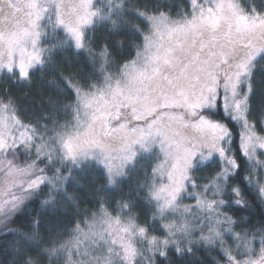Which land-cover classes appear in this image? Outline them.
I'll use <instances>...</instances> for the list:
<instances>
[{"label": "snow or ice", "instance_id": "6c2138e0", "mask_svg": "<svg viewBox=\"0 0 264 264\" xmlns=\"http://www.w3.org/2000/svg\"><path fill=\"white\" fill-rule=\"evenodd\" d=\"M98 23L115 44H97ZM66 48L86 53L89 70L61 68ZM258 69L264 0H0V82L47 74L55 93L27 113L0 91V235L12 237L11 264H173L170 251L190 264H264V218H234L264 205ZM145 158L155 163L133 185ZM88 173L104 184L81 210L69 185ZM37 202L75 209L61 213L62 234L45 239L42 212L28 211Z\"/></svg>", "mask_w": 264, "mask_h": 264}, {"label": "trees", "instance_id": "16d2710c", "mask_svg": "<svg viewBox=\"0 0 264 264\" xmlns=\"http://www.w3.org/2000/svg\"><path fill=\"white\" fill-rule=\"evenodd\" d=\"M259 2L260 0H257V3ZM56 34L58 37L64 36L61 29H57ZM90 35H93L97 44H102L105 41L113 44L116 43L115 39L109 37L106 28L99 23L96 25V31L94 33H90ZM119 39L123 38L121 37ZM51 43H55V41L50 40L48 43L44 44V47H48ZM86 55V53L84 55H76L73 49L66 48L57 52L56 61L58 65L66 71L86 72L89 70V68L86 67ZM51 78L52 77L50 75H41L37 73L30 84L22 87H17L8 81L0 82V91H9L16 98L17 105L21 109L25 110V112H38L47 105L48 97L55 94L54 90L48 83ZM253 87L255 89V94L252 98V103L258 110L259 106L264 103V72L259 69L256 72ZM237 131L239 132V128ZM154 163L155 161L151 158L142 159L137 165L136 172L132 174L130 182L135 185L138 179H142L144 170L146 168L150 170V167ZM203 171L196 173V176L201 178L200 182L204 181L203 178H205ZM103 184L104 181L98 180L96 174L88 173L81 178L78 184L74 183L69 185V195L76 199V202L80 205L81 210L85 208H93L95 201L100 196L99 189ZM125 191H127V187H125ZM28 211L32 213L42 212L38 202L33 203ZM65 212L71 216L74 214L75 209L70 204L66 203L56 212H53L51 209L44 210L42 212L44 224L43 233L45 234V239H48V233L52 236H56L57 234H62L64 232V228L59 225L66 221V217L61 215V213ZM234 218L237 220L243 218L245 221L251 219L253 223L259 224L261 219L264 218V205H261L259 202L251 204L249 208L243 209L240 215ZM24 222L25 217H21L17 222V226L23 224ZM67 238L68 237H64V239ZM11 242V236L5 237L4 235H0V264H11V261L14 259ZM198 256L200 259L206 258L203 253H198ZM169 258L173 264H190V261L193 259L186 258L182 260L175 255L174 251H170ZM53 260H55V257H53ZM43 264H48V261L45 260Z\"/></svg>", "mask_w": 264, "mask_h": 264}, {"label": "rangeland", "instance_id": "374dc122", "mask_svg": "<svg viewBox=\"0 0 264 264\" xmlns=\"http://www.w3.org/2000/svg\"><path fill=\"white\" fill-rule=\"evenodd\" d=\"M66 2H72V0H66ZM64 33V32H63ZM239 131H240V129H239ZM203 173H204V176L205 177H207L208 175H209V170H207V169H205L204 171H203ZM204 181H201V183H203ZM185 203H192V204H194L195 202L194 201H185ZM56 259V258H55Z\"/></svg>", "mask_w": 264, "mask_h": 264}]
</instances>
